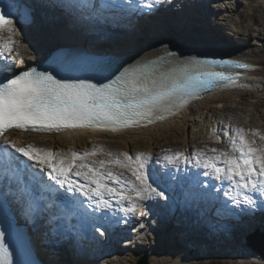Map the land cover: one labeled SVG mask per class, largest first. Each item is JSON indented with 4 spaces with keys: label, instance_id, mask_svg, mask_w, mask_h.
Here are the masks:
<instances>
[{
    "label": "snow or ice",
    "instance_id": "6c2138e0",
    "mask_svg": "<svg viewBox=\"0 0 264 264\" xmlns=\"http://www.w3.org/2000/svg\"><path fill=\"white\" fill-rule=\"evenodd\" d=\"M168 3L170 0H147L136 11L141 16H152L159 11L157 5ZM51 6L71 11L87 9L97 20L105 18V9L122 7L118 0L99 6L89 0H54ZM18 23L26 26L33 23L30 7L20 0H0V57L4 58L0 63V138H3L0 144V264H35L23 232L15 226L13 213L19 212L25 223L36 222L53 207L48 193L61 201L57 205L59 218H75L77 222L57 230L54 234L58 240H71L73 235L79 238L89 232L105 236L107 228L121 223L115 213L109 215L113 204L125 217L151 215L154 208L161 209L164 215L178 211L180 202L168 194L174 185L162 182L164 178L176 177L169 172L149 170L151 157L144 153L114 155L97 148L83 153L71 150L61 153L36 149L30 144L18 145V141L8 139L5 133L9 129L111 128L150 120L168 106L182 105L201 90L232 80L225 72L211 70L212 66L249 69L252 65L234 60L182 58L166 43L162 56L151 60L141 57L132 63L119 56H79L57 46L47 52L39 66L17 72L15 67L20 60L11 57L13 53L19 57V41L12 39L21 35ZM46 39L40 36L37 43L43 46ZM228 135L226 150L207 149L215 153L213 156H206L205 150L191 154L177 151L157 158V162L162 159L165 167H178L194 161L195 167L204 169V175L227 182L231 185L229 191L234 193L229 199L238 207L241 203L244 205L236 212L224 204L225 214L236 218L233 227L242 234L264 232V143H256L254 138L259 133L242 128H235ZM260 139L264 141V136ZM215 142H220L219 137ZM98 154L108 159L89 162L90 157ZM111 167L128 171L130 178L112 172ZM193 176L192 188L196 192L202 182L198 179L199 173ZM191 195L185 197L184 205L189 204ZM154 198L166 203L149 206L146 202ZM49 214L55 216V213Z\"/></svg>",
    "mask_w": 264,
    "mask_h": 264
},
{
    "label": "bare ground",
    "instance_id": "6f19581e",
    "mask_svg": "<svg viewBox=\"0 0 264 264\" xmlns=\"http://www.w3.org/2000/svg\"><path fill=\"white\" fill-rule=\"evenodd\" d=\"M35 1L39 2L40 0ZM52 1L53 0H45L44 3H46L47 8L51 10L55 9V11L60 12L58 9L51 6ZM260 1L259 5L264 10V0ZM118 2L120 5L124 4L122 7L128 6L125 0H118ZM185 2L196 6V8H184L182 11L190 16L188 19H180L167 23L164 22L162 27L155 25L142 27L139 33H129L119 39L103 36V31L101 29L92 28L85 31L82 28H77L74 24H69V27H67L46 10L44 13L39 14L40 16H38L36 20L37 26L35 30L31 29L27 32L26 29L29 27L22 29L18 28L21 35L14 36L12 39L19 41V57H17L15 53H13V55L14 58L19 59L23 65L30 66L31 62L44 50L52 49L57 46H68L78 51H81L83 48H94V50L110 49V51L114 50L120 52V55L125 58L138 59L141 57L149 58L155 54L164 53L165 49L163 44L166 43L170 49H199L201 52L197 54L202 52L212 53L245 61L251 65H257L260 67L259 69L242 73L245 75L248 82L250 79L252 83H256V85L258 84L260 87L255 86L248 90H226L219 95H209L204 100L188 107L175 118L158 122L147 128L129 130L117 134L106 135L98 132L70 131L55 135L21 136L20 133L14 132V136L20 139V142L22 139L25 141L28 139L27 143L18 145L27 146L30 144L36 149L47 150L48 148L61 153H68L69 150L83 153L85 151H91L93 148L100 149V146L105 147L107 145H112V147L118 148L119 153L127 152L134 156L137 153L134 152V147L144 142L148 145V150L145 153L140 151V153H144L152 159L154 156V144L158 141H169L172 138V140L178 139L182 141V148L177 151L191 154L193 153L189 147L192 141L191 138H193V136L197 137L200 134L207 120L208 125H211V140L219 137V143L227 144L230 138L228 133H231L235 128H242L248 132L255 131L259 133L260 135L256 136L254 139L257 144L264 143V141L260 139V136H264V120L261 122L263 123L261 127L255 126L251 119L254 112L246 113L243 116H236L232 112L224 113L228 106H234L235 108L238 105L244 104L252 106L251 111H255L257 110L256 105L264 101V52L260 50L261 41L264 39V26L256 27V29L252 30V28L245 23L243 16L240 14L241 11L238 7V0H186ZM180 4L182 5L183 3L181 2ZM205 5L207 7H205ZM66 16V14H62V20H64ZM128 26L127 24V27ZM40 36L47 37L43 46L37 43V38ZM4 38L7 39L8 37L5 36ZM188 55H190V53H188ZM220 123L224 127L219 128L218 126ZM43 143H45V145H42ZM34 144L36 145L34 146ZM118 144L120 147L114 146ZM172 147H177V144L170 147L168 146L167 148ZM113 154L117 155L115 153ZM166 154H172V152H163V154L160 153L159 156L163 157ZM157 158L155 159L157 160ZM102 159L107 160L108 157L98 154L95 157H90L89 162ZM193 164L194 161L191 165ZM151 165L153 166V163ZM97 167H99L98 164ZM117 168L118 167H111V171L122 175L115 170ZM209 179V177L205 176L206 181ZM170 191L175 193L173 188H171ZM169 193L170 192H168V194ZM156 199L157 198H154L153 201L148 202L154 204ZM158 203L165 204L166 201L159 200ZM180 204H182V202H180ZM85 205H87V203H85ZM179 207L183 209L185 214H182L180 211H173L164 215L160 209H154L153 213L155 214V218L152 219V215H147L146 217L148 223H145V225L147 227L144 226L141 230H132L131 232H127L123 238H118V241H124V245H121V248L109 245L107 247L103 246L102 249L98 250L97 246L92 242L94 247H91V250H85L78 247V240L75 237L71 240L68 238H60L58 240L56 235L49 237L52 244L57 241L60 245L52 247V249L56 248L61 252V259H56V263L85 264L86 259L93 261L96 260V258L100 260L101 258H106L109 260L113 251L121 257L126 250H129L125 260H128V258L134 255L135 257L137 256V260H135L137 262L142 254L148 253L149 264H190L192 260L190 261L189 257L182 258L180 255L175 256L172 261L169 260L164 262L161 260V257L156 255L153 251L155 249L154 245L156 239L162 238L165 232H167L170 237H174L172 226L171 229H169L170 223L173 221L175 226L180 227L181 232L186 234L187 237L191 238V234H194L196 240L197 238L198 240L193 243V245L196 246L199 252L204 256L207 254L209 245L206 241L207 234L204 230V227L207 225H204L205 222L203 221L195 220L184 205H179ZM116 215H118V211H116ZM215 215L219 216L218 212L215 213ZM175 216H177L176 221L174 220ZM146 228L147 231L144 230ZM31 229L34 230L35 227H31ZM36 230L38 233H41L40 228H36ZM147 233H149V236ZM45 234L49 233L45 232ZM49 236L52 235L49 234ZM237 239L239 240L237 248L241 249L244 246V244L240 242L241 239L243 240V234L238 233ZM134 243H136V246L132 247V250L126 249L125 246L133 245ZM246 249L252 251L249 247H246ZM50 253L53 254V251L50 250ZM186 254L188 256L190 252H186ZM262 260L264 259L262 258Z\"/></svg>",
    "mask_w": 264,
    "mask_h": 264
},
{
    "label": "rangeland",
    "instance_id": "374dc122",
    "mask_svg": "<svg viewBox=\"0 0 264 264\" xmlns=\"http://www.w3.org/2000/svg\"><path fill=\"white\" fill-rule=\"evenodd\" d=\"M238 1H239L238 7L240 8V11H241L240 14L243 16L245 23H247L250 26V28H252V30L256 29V27L258 28V27L264 26V14H263L264 10L259 5V3L261 2L260 0H238ZM251 109H252V106L247 105V104L238 105L235 108L234 106H228L226 107V110L224 111V113L232 112L236 116H240V115L243 116L246 113L254 112L253 116L251 117V119L253 120L252 123L255 126L261 127L263 125V123L261 122L262 120H264V101L256 105L257 110L251 111ZM210 127H211L210 124L209 125L205 124V127L203 126V129H201L202 131L200 132V134L197 137L193 136V138H191L192 141L190 142V146H189L191 151L195 152L197 150L204 149L206 151L205 154L213 156L215 155V153L208 152L207 149L215 148L219 150H226V144L215 142L216 138H214V140H211L212 132H211ZM188 130L191 131L190 129ZM181 142H182L181 140H178V139L172 140V138L169 141L156 142V144H154L153 160L157 158L160 155V153L162 154L163 151H166L169 149L171 150V152L181 150L182 148ZM174 144H177V147L167 148L168 146L170 147ZM35 145L36 144H34V146ZM42 145H45V143H43ZM114 146L120 147L119 144L114 145ZM100 149H102L104 153H108L110 151L112 153L119 155L118 148H114L112 147V145H107L105 147L100 146ZM147 150H148V145L144 142L140 143L139 146L134 147L135 153L136 152L140 153V151L145 153L147 152ZM115 170L127 178H130L131 176V174L128 173V171L124 169L117 168ZM147 235L149 236V233ZM182 236L183 235H179L180 238ZM185 237H187L186 234H185ZM189 239L190 240L188 242H186L188 239H185L184 240L185 242L180 241L176 247L170 246L167 244L159 245L153 251L156 255H159L161 257V260L164 262H167L169 260L172 261L175 256L180 255L182 258L189 257V260L190 261L192 260L190 264H207V262H209L210 264H264V260H262L256 252H252L253 250L251 248L250 249L252 251L247 250L246 247L248 248V246L246 245H244L239 252V254H243V255H239L237 258L228 259V258H223V257H212L208 259V257H204V255L199 252L196 246L192 245V243H195L198 240V238L196 240V236L192 235L191 238ZM192 248L195 250H192ZM186 252H190V255L187 256ZM128 253H129V250H126V252L122 254L121 257L120 256L109 257V262L111 264H134L136 262L135 260H137V256L135 257L134 255H132L131 258H128V260H125L126 257L128 256Z\"/></svg>",
    "mask_w": 264,
    "mask_h": 264
},
{
    "label": "water",
    "instance_id": "95a60500",
    "mask_svg": "<svg viewBox=\"0 0 264 264\" xmlns=\"http://www.w3.org/2000/svg\"><path fill=\"white\" fill-rule=\"evenodd\" d=\"M260 50L264 52V39H262L261 41ZM198 52H201V50L199 51L192 50L190 51V55L195 56ZM246 246L251 248L254 252H256L259 256H261L264 259V233L256 232L255 234L248 237ZM135 264H149V254L148 253L142 254Z\"/></svg>",
    "mask_w": 264,
    "mask_h": 264
}]
</instances>
